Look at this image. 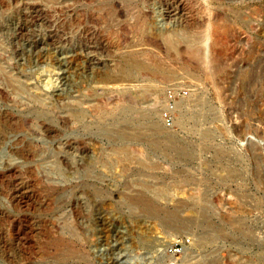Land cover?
I'll list each match as a JSON object with an SVG mask.
<instances>
[{
	"label": "rangeland",
	"instance_id": "obj_1",
	"mask_svg": "<svg viewBox=\"0 0 264 264\" xmlns=\"http://www.w3.org/2000/svg\"><path fill=\"white\" fill-rule=\"evenodd\" d=\"M0 264H264V0H0Z\"/></svg>",
	"mask_w": 264,
	"mask_h": 264
},
{
	"label": "bare ground",
	"instance_id": "obj_2",
	"mask_svg": "<svg viewBox=\"0 0 264 264\" xmlns=\"http://www.w3.org/2000/svg\"><path fill=\"white\" fill-rule=\"evenodd\" d=\"M216 25H217V24H216ZM214 28H215V27H214ZM217 28H218V27H217ZM221 29H222V28H221ZM216 30H217V29H216ZM209 32H210V31H209ZM127 62H128V61H127ZM208 63H209V62H208ZM136 65H137V63H136ZM206 66H207V65H206ZM119 70H120V69H119ZM207 76H209V75H207ZM210 76H211V75H210ZM104 78H105V77H104ZM104 78H103V79H104ZM103 79H102V80H103ZM11 81H12V80H11ZM156 209H157V208H156ZM156 212H157V211H156Z\"/></svg>",
	"mask_w": 264,
	"mask_h": 264
}]
</instances>
